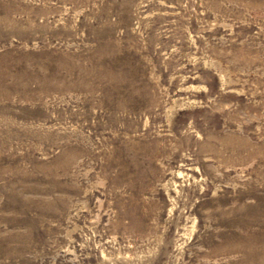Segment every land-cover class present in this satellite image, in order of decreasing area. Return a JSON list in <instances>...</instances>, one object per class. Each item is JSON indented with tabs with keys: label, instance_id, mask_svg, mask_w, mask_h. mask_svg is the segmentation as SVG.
Segmentation results:
<instances>
[{
	"label": "rangeland",
	"instance_id": "374dc122",
	"mask_svg": "<svg viewBox=\"0 0 264 264\" xmlns=\"http://www.w3.org/2000/svg\"><path fill=\"white\" fill-rule=\"evenodd\" d=\"M0 264H264V0H0Z\"/></svg>",
	"mask_w": 264,
	"mask_h": 264
}]
</instances>
